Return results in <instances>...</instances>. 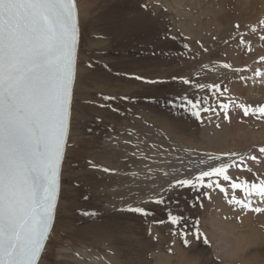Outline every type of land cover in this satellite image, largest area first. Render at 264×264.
<instances>
[{"label":"rangeland","instance_id":"rangeland-1","mask_svg":"<svg viewBox=\"0 0 264 264\" xmlns=\"http://www.w3.org/2000/svg\"><path fill=\"white\" fill-rule=\"evenodd\" d=\"M75 3L79 40L74 97L57 209L41 264H88L81 249L99 264H264V213L246 212V218L218 189H203L208 196L172 190L165 192V205L147 202L162 186L167 189L166 180L218 163L209 161L210 155L225 162L230 153L237 154V162L259 156L264 119L246 117L230 104L228 119L223 113L203 112L197 120L180 106L184 97L207 99L205 106L217 111L218 103L229 99L237 105H264V91L255 92L257 68L249 51H243L245 43L239 44L252 40L253 27L239 22L237 14L224 32L206 30L209 10L195 9L191 0ZM223 63L232 69L220 67ZM211 84L228 92L220 96L208 89ZM103 96L115 99L104 101ZM260 160L264 157L255 164L244 161L257 177L237 169H230V175L249 181L264 176ZM103 167L115 171L104 173ZM236 194L242 195L239 190ZM129 205L154 215L121 211ZM169 211L187 219V226H179L189 232L187 247L179 234H172L166 222ZM161 220L165 223H154ZM197 220L208 244L191 234ZM239 236L248 241L247 248L234 255L229 249Z\"/></svg>","mask_w":264,"mask_h":264},{"label":"snow or ice","instance_id":"snow-or-ice-1","mask_svg":"<svg viewBox=\"0 0 264 264\" xmlns=\"http://www.w3.org/2000/svg\"><path fill=\"white\" fill-rule=\"evenodd\" d=\"M260 25L264 27V20ZM259 38L264 40V35ZM78 40L75 0H0V264H41L58 203L61 165L74 97ZM260 63L264 64V56L260 57ZM220 67L232 69L229 63ZM254 77L264 83V69L255 70ZM135 79L142 78L137 76ZM182 82L190 83L187 79ZM207 87L220 96L228 92L220 84ZM102 99L109 101L115 97L103 96ZM208 103L207 99L184 97L180 106L197 120L202 118L203 112L223 113L224 119H228L230 104L241 108L246 117L252 115L264 119V105H237L229 99L228 103L220 101L217 111L205 106ZM226 155L229 156L227 162L210 155L208 160L218 163L208 164L195 175L166 180L167 189L162 186L147 202L165 205V192L172 190L190 189L208 196L203 189H218L227 204L241 214L264 213V176L249 181L230 175V169H237L257 177L244 161L247 159L255 164L264 157V146L259 148V156L240 157L239 162L233 159L236 153ZM89 163L93 168L99 167ZM260 163L264 165V160ZM100 170L104 173L115 171L108 167ZM164 176L168 177L169 173L164 172ZM237 190L241 196L236 194ZM176 203L178 205L179 200ZM121 211L142 217L154 215L150 209L141 206L129 205ZM236 218L240 219L239 216ZM166 222L172 226V234H179L187 247L189 232L179 228L182 224L187 226V219L169 211ZM198 225L197 220L191 234L197 240L203 237V243L208 244V237Z\"/></svg>","mask_w":264,"mask_h":264},{"label":"bare ground","instance_id":"bare-ground-1","mask_svg":"<svg viewBox=\"0 0 264 264\" xmlns=\"http://www.w3.org/2000/svg\"><path fill=\"white\" fill-rule=\"evenodd\" d=\"M191 1L195 9H198L199 11H202V12L205 11V9L209 10V13H208L209 17H207V21L205 22V24L208 23L210 27L207 28L206 30L210 28L211 29L215 28V29H219L221 32H224V30H226L228 25L231 23L232 19L234 20L236 19L235 17L237 14L239 15V17L237 18L239 22L249 23L253 28L255 27L256 28L255 32H251V33L249 32L250 35L252 36V40H247L244 42L245 44H244L243 51L244 52H247V50L249 51V56L253 60V63L257 69L258 68L264 69V64L260 63V57L264 56V40H261L259 38L261 35H264V27H261L260 25V22L264 20V0H191ZM248 37H249V34H248ZM239 44H242V43H239ZM254 81H255V84H254L255 92L257 94H261L264 91V86H262L264 83L260 82L259 78H256V80ZM259 146H262V143H260ZM247 213H244L246 215V218H250V216ZM263 218L261 219L262 226H264ZM256 227L261 228L258 225H256ZM247 242L248 241L242 238L241 236L235 238L231 244L232 247L231 248L229 247L230 252L233 253L234 255L243 253L245 249L247 248ZM79 252H81L82 255L88 259V264H99L95 260V258H92L90 255L86 254L84 249H81ZM112 258H114V256ZM113 261L115 262L116 258H114Z\"/></svg>","mask_w":264,"mask_h":264},{"label":"water","instance_id":"water-1","mask_svg":"<svg viewBox=\"0 0 264 264\" xmlns=\"http://www.w3.org/2000/svg\"><path fill=\"white\" fill-rule=\"evenodd\" d=\"M77 48H78V45H77Z\"/></svg>","mask_w":264,"mask_h":264}]
</instances>
